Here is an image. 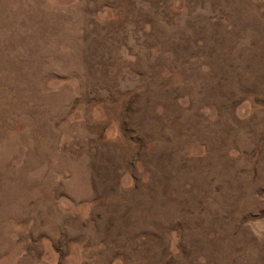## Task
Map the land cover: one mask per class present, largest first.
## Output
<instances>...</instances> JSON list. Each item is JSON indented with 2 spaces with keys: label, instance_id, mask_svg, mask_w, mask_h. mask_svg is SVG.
<instances>
[{
  "label": "rangeland",
  "instance_id": "374dc122",
  "mask_svg": "<svg viewBox=\"0 0 264 264\" xmlns=\"http://www.w3.org/2000/svg\"><path fill=\"white\" fill-rule=\"evenodd\" d=\"M0 264H264V0H0Z\"/></svg>",
  "mask_w": 264,
  "mask_h": 264
},
{
  "label": "bare ground",
  "instance_id": "6f19581e",
  "mask_svg": "<svg viewBox=\"0 0 264 264\" xmlns=\"http://www.w3.org/2000/svg\"><path fill=\"white\" fill-rule=\"evenodd\" d=\"M75 9V8H74ZM71 16V15H70ZM75 50V49H74ZM259 91V90H258ZM74 169V168H73ZM72 184V183H71ZM23 206V205H22ZM15 207H16V205H15ZM247 247V246H246ZM19 250V249H18ZM9 252V251H8ZM256 252V251H255Z\"/></svg>",
  "mask_w": 264,
  "mask_h": 264
}]
</instances>
